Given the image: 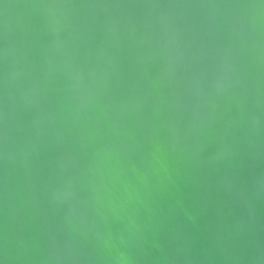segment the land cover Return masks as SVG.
Instances as JSON below:
<instances>
[{
  "label": "water",
  "instance_id": "95a60500",
  "mask_svg": "<svg viewBox=\"0 0 264 264\" xmlns=\"http://www.w3.org/2000/svg\"><path fill=\"white\" fill-rule=\"evenodd\" d=\"M0 264H264V0H0Z\"/></svg>",
  "mask_w": 264,
  "mask_h": 264
}]
</instances>
